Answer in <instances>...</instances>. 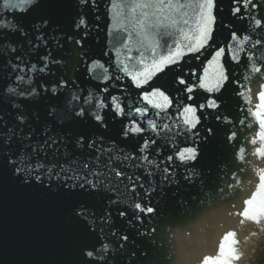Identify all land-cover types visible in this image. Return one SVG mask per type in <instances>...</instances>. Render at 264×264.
<instances>
[{
	"label": "water",
	"instance_id": "1",
	"mask_svg": "<svg viewBox=\"0 0 264 264\" xmlns=\"http://www.w3.org/2000/svg\"><path fill=\"white\" fill-rule=\"evenodd\" d=\"M141 2L43 0L24 14L4 8L0 0V264H202L204 253L214 252L210 243L223 231L234 230L238 237L233 226L242 234L252 225L258 229L250 221L241 224L240 213L244 187L253 180L248 171L251 142L260 132L252 113L258 87H264V0L247 6L246 0H214L212 39L199 53L185 47L193 42L185 35H196V0H178L186 7L163 13L133 11ZM81 19L85 23L78 28ZM158 21L162 27H148ZM156 42L160 46L153 53ZM177 46L184 54L148 85L136 87L122 70L141 71V59L151 63ZM217 48L225 49L220 63L228 80L219 91L208 92L198 84L207 80L214 86L209 53ZM97 63L103 67L94 68ZM181 78L193 86L192 93L184 91ZM149 85L160 87L171 103L160 109L144 100ZM205 98L217 107H197L199 122L190 128L184 108L206 104ZM116 104L123 114L117 115ZM53 108L55 117L46 115ZM80 108L85 118L72 121ZM91 112L100 114L103 124L87 115ZM135 126L143 131L123 134L125 127ZM81 134L83 147L76 144ZM186 147L197 149V160L178 159ZM6 157L16 164L5 163ZM84 163L103 173L104 180L100 195L87 198L91 230L72 219V200L45 188L83 175ZM37 164L44 168L31 176L20 174L29 176L28 183L12 174V167L35 169ZM109 168L123 175L116 177ZM36 174L43 185L35 181ZM137 203L145 211L136 209ZM93 247V258L81 254L82 248Z\"/></svg>",
	"mask_w": 264,
	"mask_h": 264
},
{
	"label": "snow or ice",
	"instance_id": "2",
	"mask_svg": "<svg viewBox=\"0 0 264 264\" xmlns=\"http://www.w3.org/2000/svg\"><path fill=\"white\" fill-rule=\"evenodd\" d=\"M43 0H4L3 7L8 9H19L24 14H29L32 11H35L37 8L42 6ZM81 3L86 4L88 3V0H80ZM251 3V0H246L245 6ZM255 7V5H252ZM186 5L183 3L174 2V0H144V2L137 3L133 7V11H135V8H155L157 12L163 13L164 9H182L185 8ZM196 7L198 11L196 12V15L199 17L197 21V28H196V35L194 37H189L185 35V39H189L193 41L192 43H189L188 45H185V47L188 48L189 52L193 53H199L201 49L205 47V45H208L209 41L212 39V25L214 23V16L212 14V10L214 7V0H196ZM235 12H240L239 8L235 9ZM186 14V13H185ZM147 13H144V16L147 17ZM43 19L44 24H48L47 18H41ZM165 20L168 19L167 16L164 17ZM85 21L81 19L79 23L76 25L78 28L83 25ZM140 27L144 29L145 23L143 20L138 21ZM172 24H176L177 21L172 20ZM184 23L187 24L188 21L184 20ZM256 24L260 25L261 21L256 20ZM163 25L158 21L157 24H149V28H156L162 27ZM19 31L23 33V28H19ZM167 35H170V33H166ZM147 38V37H145ZM161 39H163V35L161 36ZM232 39H237L236 33L232 34ZM247 39V37H245ZM79 43V41H77ZM159 42H156L152 46V52L155 53L156 47H159ZM164 46L169 47L167 44V40H164ZM183 51L180 49L179 46L175 48V50H172L169 48L167 55H162L158 59H153L151 63H144L143 59H141L139 62L143 64V69L141 71L130 73L127 66H124L122 69L125 74L130 75L131 79L135 82L136 87H142L143 85H148L149 81L152 79L154 75L157 73H164L166 71V66H170L175 64L180 57L183 55ZM212 55V59L209 61L210 66L215 67V72L213 73V77L215 79L214 86H209V83L207 80H201L198 84L200 88H205L208 92L212 91H219L223 82L228 80V76L225 74V68L220 63V59L222 56L225 55V49L224 48H217L214 54L209 53ZM199 58L198 56L196 57ZM233 59H235V56H233ZM93 67H103L102 65L93 64ZM43 71V69H41ZM256 71H259V69H256ZM207 74V70H206ZM105 79H108L107 76H105ZM179 84L185 85L184 91L188 93L193 92V86L189 84L184 79L178 80ZM150 91H145L143 94V99L146 100L149 104H151L155 108L163 109L168 104L171 103V100L163 91L160 90V87H157L155 85H149ZM106 90V89H105ZM9 91H14L13 89H9ZM47 91V89H45ZM52 94L55 95L56 93V87H53L51 89ZM31 95V93L29 94ZM159 97L162 102L160 103H153L152 98ZM75 99V97H73ZM188 99H192L191 96L188 97ZM207 103L206 104H199L197 106L188 105L184 108L185 113V119L184 123L189 125L190 128H195L196 124L199 122L198 118L196 117L195 113L197 111V107L203 109L204 107H217L215 100H208L205 98ZM259 99L261 103L256 105V111L252 113L256 117V119L259 121L260 125V132L258 134L259 140L261 141V146L257 148L256 154L259 156L264 157V92H261L259 94ZM112 100L115 101L116 98L112 97ZM98 107H104L103 104L98 105ZM116 113L117 115L123 114V109L120 108L119 104L115 105ZM137 112H146L147 109H136ZM46 115L55 117V108H53L51 111L47 112ZM87 115H90L92 119H94L96 122H99L103 124V117L95 112L88 113ZM86 116L85 110L83 108H80L78 111H75L71 115L72 121H78L84 119ZM21 122H23V117H19ZM62 122V121H61ZM149 124L152 128H155V125L152 124L151 121H149ZM143 129L139 126L135 127H125L123 130V134L125 136H128L129 133H139L142 132ZM211 131V130H209ZM85 141V137L83 134L79 135L78 138H76V144L83 147ZM57 141L52 140V143L55 144ZM256 140L253 139L252 143L256 144ZM47 144L48 141H45ZM154 143V141H153ZM94 142L90 143L89 146L91 147ZM147 143L144 144L143 148H141V151L144 150V148H147ZM241 152H243V149H241ZM199 153L195 147H186L183 150L178 151L177 157L181 162H188V161H195L197 160ZM30 159V158H29ZM146 159V157H145ZM169 160H172L173 157L169 156ZM5 163L9 165H15L16 161L6 157ZM82 167L85 170V173L83 175L74 174L70 177H67L63 182L58 183L55 187L48 183L45 185V188L47 191L52 192L56 195H62L69 200L73 201L72 209H71V216L72 219L82 226L85 230H91L90 224H89V216L87 212V198L94 197L97 195H100L101 193V185L104 184V180L102 179L103 173L96 171V170H89V165L87 163H84ZM44 168L43 164H37L35 169H30L28 166H25L24 169H21L18 166L12 167L11 171L14 176H16L18 179H21L24 183L29 182V176L33 172H36L37 169ZM71 170V169H69ZM25 171L29 173V176H21V172ZM46 171L51 174L52 169L47 168ZM61 171H64L63 167H61ZM167 171V169H165ZM109 172H114L116 177H120L123 175L122 172L117 171L114 168H109ZM59 174L57 173V176ZM91 177H95V179H92ZM34 179L36 182L40 183L41 185L44 184L43 180L41 179V175L36 174L34 176ZM167 179V177H166ZM185 179H191V177H185ZM49 180H51V175H49ZM259 180L260 183L257 185L255 191L252 192L251 196L244 200L245 207L243 208L240 215L244 218L241 220V224L244 223V221H250L255 224H260L262 221H264V169H262L259 173ZM69 181H72L71 183ZM136 209H139L140 211H145L144 208L141 207L139 203L135 205ZM147 212H152L154 209L147 208ZM120 215H124L123 212L120 213ZM234 232H229L223 237V241H228L230 238L235 237ZM124 239H127V237H124ZM221 242L219 245V253L216 256L213 257H205L202 264H231V260L238 259L239 256L236 252V249L234 247H229L227 249V252L225 250V243ZM232 245L236 243L235 239H232L231 241ZM103 248H107V245H102ZM82 255H86L89 258H93L95 255V247H93V250H85L82 248L81 250ZM224 257L222 260L221 258Z\"/></svg>",
	"mask_w": 264,
	"mask_h": 264
},
{
	"label": "flooded vegetation",
	"instance_id": "3",
	"mask_svg": "<svg viewBox=\"0 0 264 264\" xmlns=\"http://www.w3.org/2000/svg\"><path fill=\"white\" fill-rule=\"evenodd\" d=\"M246 264H264V234L259 238Z\"/></svg>",
	"mask_w": 264,
	"mask_h": 264
}]
</instances>
